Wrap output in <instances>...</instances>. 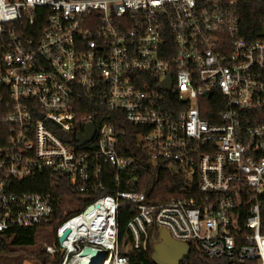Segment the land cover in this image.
Masks as SVG:
<instances>
[{
	"label": "built area",
	"instance_id": "obj_1",
	"mask_svg": "<svg viewBox=\"0 0 264 264\" xmlns=\"http://www.w3.org/2000/svg\"><path fill=\"white\" fill-rule=\"evenodd\" d=\"M238 2L0 0V232L56 223L43 249L59 264H128L127 208L134 249L163 229L208 258L264 264V38L240 36ZM121 120L188 198L103 194L132 164L116 151ZM67 187L83 210L57 206Z\"/></svg>",
	"mask_w": 264,
	"mask_h": 264
},
{
	"label": "trees",
	"instance_id": "obj_2",
	"mask_svg": "<svg viewBox=\"0 0 264 264\" xmlns=\"http://www.w3.org/2000/svg\"><path fill=\"white\" fill-rule=\"evenodd\" d=\"M235 16L239 34L246 42L264 38V2L239 0L235 6ZM81 115L92 116L89 110L85 109L82 110ZM202 116L209 119L207 114ZM114 131L117 137V154L122 158L132 159V164L120 173L119 183L110 182L106 185L103 194H114L116 191L143 193L150 204L163 203L171 198L189 197L186 194V190L189 189V182L186 178L177 175L161 163H151L149 161L148 152L142 147L137 138L138 131L136 127L121 120L117 127H114ZM43 190L45 188L37 189L27 186L22 189L25 192H40ZM54 196L57 199V206H61L63 201L68 200L70 206L76 207L74 212L83 210L89 203L86 196L78 195L68 187L64 189V192L57 191ZM57 211L60 213L58 207ZM131 217L132 212L127 208L119 209L116 216L117 239L119 244L124 241V244L128 245L125 254L128 264H155L151 260V253L153 245L158 241L157 234L150 235L144 248H132L130 234L127 229V222ZM261 225V233L264 234V210L262 211ZM57 226L58 224L51 223L32 228H12L7 232H0V264H23L24 262L59 264L61 253L55 252L49 255L45 253L39 243L42 229L52 232L54 237ZM56 246L57 242L55 240L54 247ZM189 247V255L180 264H237L222 257L208 258L191 244Z\"/></svg>",
	"mask_w": 264,
	"mask_h": 264
},
{
	"label": "water",
	"instance_id": "obj_3",
	"mask_svg": "<svg viewBox=\"0 0 264 264\" xmlns=\"http://www.w3.org/2000/svg\"><path fill=\"white\" fill-rule=\"evenodd\" d=\"M165 88L169 85L164 83ZM94 129L88 124L85 128V134L78 136L77 140L84 144L90 141L93 137ZM90 208H87V212ZM68 234V230L64 231L63 235L58 238V243L62 242L65 236ZM90 252L89 248H84L81 252L82 255H86ZM190 253V247L182 242L173 240L166 230L160 229L158 231V241L152 247L151 260L155 264H180ZM101 256L100 252L94 254V260H98Z\"/></svg>",
	"mask_w": 264,
	"mask_h": 264
},
{
	"label": "rangeland",
	"instance_id": "obj_4",
	"mask_svg": "<svg viewBox=\"0 0 264 264\" xmlns=\"http://www.w3.org/2000/svg\"><path fill=\"white\" fill-rule=\"evenodd\" d=\"M50 241V242H48ZM54 237H53V233L52 232H48L45 229L41 230V239L39 241L40 245L42 248H44V246H50L54 248ZM50 245H49V244ZM23 264H39V263H31V262H24Z\"/></svg>",
	"mask_w": 264,
	"mask_h": 264
}]
</instances>
